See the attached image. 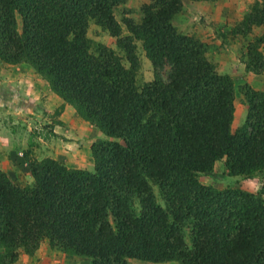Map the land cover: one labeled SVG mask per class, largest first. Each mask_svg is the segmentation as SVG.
I'll list each match as a JSON object with an SVG mask.
<instances>
[{
    "label": "trees",
    "instance_id": "16d2710c",
    "mask_svg": "<svg viewBox=\"0 0 264 264\" xmlns=\"http://www.w3.org/2000/svg\"><path fill=\"white\" fill-rule=\"evenodd\" d=\"M125 1L0 0V60L30 65L104 134L90 146L92 170L33 158L26 183L0 168V264L44 240L85 264H264V177L258 192L200 180L219 160L230 177L264 170V91L243 85L247 113L233 129L234 80L208 59L205 42L173 25L183 0H150L138 21H120L114 11ZM90 21L116 49L88 36ZM253 26L262 32L244 65L259 74L264 0L235 32ZM137 41L154 72L142 86Z\"/></svg>",
    "mask_w": 264,
    "mask_h": 264
},
{
    "label": "rangeland",
    "instance_id": "374dc122",
    "mask_svg": "<svg viewBox=\"0 0 264 264\" xmlns=\"http://www.w3.org/2000/svg\"><path fill=\"white\" fill-rule=\"evenodd\" d=\"M149 1L126 0L124 4L119 5L115 9L114 14L120 21L124 16L138 21L141 17V4ZM225 3H231V5ZM249 3H251L249 0H220L213 2L212 5L207 7L205 3L183 0V8L172 17V23L175 28L181 33L193 35L205 42L207 44L206 54L208 59L217 67L219 72L228 74L233 78L235 85L234 112L231 124L233 129L240 126L247 113L243 85L249 84L255 90L264 91V72L262 71L259 74L247 72L244 65L247 44L256 35H259L262 29L253 26L245 34L238 31L235 32L239 21L246 13H244V5ZM226 8L229 9L224 12ZM122 27L123 34H126L127 31L124 24H122ZM87 32L88 36L93 40L116 49L115 37L110 36L106 30L95 24L94 21L89 22ZM136 47L139 67L135 75V81L138 86H142L145 82L153 79L154 72L150 60L146 57L143 43L137 41ZM54 112L55 109L52 112L40 109L37 115H23V118L25 117L26 119L25 121L21 120V118H16L18 121H12L10 126L14 133L10 144L17 150L19 143L24 142V152H26L24 153L26 157V159L24 157V161L27 167L29 161L33 158L51 157L63 161L68 167L74 164L75 166L78 165V168L92 170L94 161L90 146L94 141L104 138V134L94 125L84 121L80 116L81 119L78 118L79 121L74 129L69 127L66 130L61 122L59 126L53 125L52 128H49L48 126L56 120L57 115L60 113L54 114ZM70 125L73 124L71 123ZM12 159L13 157L10 156V160ZM19 173L24 176L26 183H30L22 170ZM261 177H264V170L255 178L239 179L235 176L230 177L227 174L223 160H219L215 163L213 173L209 176H201L200 180L204 184L220 189L227 186H238L247 191L258 192L262 183ZM155 192L157 194L156 190ZM157 197L159 202H161L159 196ZM2 252L3 249L0 248V254ZM20 255H22L21 258H26V260L17 264H39L40 259L48 264L86 263L80 257L70 256L52 248L48 240L42 241L32 254L25 253L23 249H20L16 261H18ZM16 261L11 264H15ZM130 264L135 263L130 261Z\"/></svg>",
    "mask_w": 264,
    "mask_h": 264
},
{
    "label": "crops",
    "instance_id": "0c3cea01",
    "mask_svg": "<svg viewBox=\"0 0 264 264\" xmlns=\"http://www.w3.org/2000/svg\"><path fill=\"white\" fill-rule=\"evenodd\" d=\"M218 1L220 0H200L194 2L205 3L208 7L209 5H212L213 2ZM254 1L255 0H249L251 3L244 5V13ZM225 4L231 5V3ZM231 7L233 8V6ZM227 9L229 8H226L224 12H226ZM257 27L262 29L261 26ZM260 49L264 55V43L260 46ZM40 109L49 112H52L54 109L55 111L59 109L60 113L57 115L58 117L56 120H59L65 126L66 130L69 127L74 129L79 121L78 118H80L72 105L64 102L55 92H53L48 83L37 75L29 65L24 63L11 64L0 60V168L12 177L22 170L23 174H26L30 183L33 178L24 161V153H26L24 152L25 144L23 141L20 142L18 146L19 148L15 150V147L10 144L14 134L12 127L10 126L12 124L11 122L16 120V118H21V120L25 121L26 119L25 117L23 118V115H37V112H39ZM71 123L73 125H70ZM54 125L59 126V124ZM53 131L55 132V130ZM10 156L13 157L12 160H10ZM71 167L78 168V165L75 166L74 164H71ZM21 256L22 255H20V258L15 264L18 262L23 263L26 260V258H21ZM39 264L48 263L40 259ZM154 264L181 263L176 260H170Z\"/></svg>",
    "mask_w": 264,
    "mask_h": 264
}]
</instances>
